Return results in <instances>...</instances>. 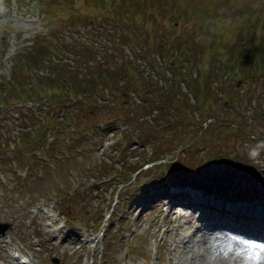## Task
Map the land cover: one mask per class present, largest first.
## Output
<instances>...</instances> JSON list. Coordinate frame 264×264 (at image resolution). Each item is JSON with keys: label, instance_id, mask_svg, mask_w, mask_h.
I'll return each instance as SVG.
<instances>
[{"label": "rangeland", "instance_id": "obj_1", "mask_svg": "<svg viewBox=\"0 0 264 264\" xmlns=\"http://www.w3.org/2000/svg\"><path fill=\"white\" fill-rule=\"evenodd\" d=\"M128 1L130 0H49V5L57 12L53 16L49 15L46 8L40 5L35 6L31 13L21 16L20 13L28 7V0L22 2L6 0L8 5H0V11L5 12L3 19H0V79L2 77L9 78L13 68H21L18 56L33 57L34 52L32 46L29 45L37 40L39 35L53 36L57 34L73 40V43L80 44L79 49L85 47L84 43L93 45L95 48L98 46L97 44L102 43L101 40L108 31L116 28L120 21L127 22L128 19L130 23L136 21V24L140 22L139 25H141L143 9L140 4L145 8V1L131 0L128 6L134 4L137 6L134 15L126 7ZM153 1L155 5L161 6L159 8L163 14L161 21L169 16L167 23L162 28L160 22L158 23V32L167 33L166 29L174 30L171 25L177 21L180 28L175 29L172 49L173 51L179 49L183 51H178L177 54L170 52L162 57V48L166 42L161 45L152 41L150 33L152 26L149 24L141 31H137L139 35L135 41L133 36L130 38L133 39L131 42L138 51L137 55L129 51L131 48L122 40V35H120L122 39L119 44H114V46L123 47L124 52L129 54L128 58L134 59L145 78L153 77V81L156 82L153 86L157 101L166 105L160 110H164L175 119V125H172L167 124L163 117H153L154 121H160L163 125L155 127L151 124L150 127L149 124L147 126L148 132L154 138L152 140L154 148L158 140L165 142V146L153 156H160L166 148L174 147V156L171 161L176 160L178 156H180L179 160H182L186 158L187 151L193 150L196 153L198 150L204 149L206 144L213 147L223 142L227 145L244 144V149H249L253 153L250 157L251 161L263 164V78L253 75L254 71H249L250 54H244L243 58L235 55L246 52L244 45L249 37L255 42H261L262 46L260 47H264V0H241L238 12L241 10V20L244 24L238 29H235L234 26L241 20L237 21L234 13H219L211 17L207 9L202 11L200 7H197L198 17H190L188 20V23L197 28L189 39V42L193 44L190 48L191 51L188 49L189 45L184 46L186 41L181 39L179 34L185 23L169 15L168 11L172 8L167 11L166 7L169 4H163L164 0H159V4L158 0ZM217 1L220 6H224L226 0ZM179 3L181 6L177 9L185 17L189 13L187 10L191 3L183 5V0H180ZM198 3L199 6L213 10L206 0H199ZM29 4L32 5L31 0ZM15 5L18 8H15ZM232 11L237 12V7ZM91 12L97 15L96 19L101 20V24L98 21L93 25L89 24L86 14H91ZM38 13H41L42 16L41 24L37 20ZM208 15L210 18L207 22L215 26L217 37L212 34L207 35L206 32L202 33L200 24L205 21ZM223 19H226L230 25L228 22H223L222 26L219 25ZM151 20L154 21V17L151 16ZM115 31L117 32V30ZM181 37L183 36L181 35ZM68 47V50L60 52V48L54 46L57 52L52 51V59L58 60L59 53L63 56V60L76 62L79 56L70 50L72 43L68 44ZM148 49L155 60L161 64L163 74L155 70L151 64L153 59L150 57L145 59L144 55L148 54ZM91 54L93 53L91 52ZM97 57L100 55L97 54ZM97 61L88 59L86 63H81V67ZM170 63H172L171 66ZM228 68L234 70L230 72V77L226 71ZM93 70H95V74L86 72L85 77L78 73L79 69H75L74 72L78 73V80L81 78L80 75L83 82L92 77V84L98 80L99 86H105L104 77L109 76L108 68L102 67L100 70ZM170 70H174L178 76L188 79L175 78L176 81L179 80V86L177 85L175 88L180 91L179 94L172 91L173 86L166 87L165 79L169 81L168 73H172ZM243 72L250 76L246 78L249 79V82L240 80L239 84L237 76L242 75ZM218 74L222 78L217 79ZM116 75L114 73V77ZM226 75L227 77H225ZM143 76L140 78L142 81H146ZM190 76H192V80H189ZM128 85L129 83L117 81L116 86L121 89L119 93L107 91L106 88L100 89L99 99L101 100L103 94L115 98L117 104L124 102L126 105H132L135 98L139 99V97L134 91H130ZM147 92H145L146 96ZM148 93L152 94V90ZM7 100L9 101L6 102V107L0 109V154L5 155V150L10 148L11 152H8L7 156L11 158L14 151L17 152L18 147L13 136L20 129L19 121H21L20 117L16 119L13 117V112L25 111V121H29L31 117L20 104L23 100L17 93H12ZM188 102L191 103V106L188 105ZM3 112L5 123L1 119ZM92 112L87 107L83 113L92 117ZM207 112L210 114L208 119L204 118ZM218 115L234 119L232 121L235 123H244L245 125H241V131H238L239 129L231 124L232 122L223 121ZM203 118V123H200L199 121ZM220 121H223L221 125L216 124ZM251 124H256L261 129V133L251 132L247 126ZM154 133L156 136L153 135ZM90 140L91 138H88L79 145L83 148L89 145L88 150L76 148L70 157L60 158L59 161L54 159L51 164L48 162L50 165L48 168L41 167V163L30 169L26 167L28 170L23 168L29 175L27 179L21 174V177L18 178L16 170L14 172L13 168L9 167L7 160L0 156V189L6 192V195H0V221L10 222L4 236L12 237L16 246L23 249L34 264H201L203 251L200 249V242H196V240L192 242L194 244L193 248L190 247L192 249L177 244L178 234L181 231L179 225L181 217L176 218L172 215L168 218V212L164 211L163 207L164 201L162 203L160 200L155 201L160 196V193L155 192V189H147L140 195L134 194L135 191H130L125 194V204H123L122 201L120 202L123 195L122 193L118 195L113 183H98V180L96 181L92 177L94 172L89 171V161H92L91 167H99V157L104 156L109 164L111 160L105 155L107 153L103 151V148H91ZM245 140L246 142H244ZM155 151H157L156 148ZM143 153L148 154L142 147L131 148L132 155H129V158L144 157ZM64 155H67L66 151H64ZM1 165L8 166L1 167ZM115 165L121 167L118 162ZM162 175L164 173L162 174L160 171L155 174L157 178L163 177ZM8 179L12 182L11 186L9 182L5 181ZM256 186L259 188V185L256 184ZM75 188L86 191L87 194L76 193ZM248 189L251 190V187ZM131 193L134 198L130 197ZM259 204L264 209V202ZM46 207L56 210L59 216L56 222H53L55 219L53 215L45 216L48 214L45 210ZM59 208L65 212L62 211L63 214L77 222L69 227L70 224L65 220V224L61 226L63 220H60L59 211L61 210ZM113 208L119 210L121 215L116 218V222L109 221L111 225L106 229L109 238L104 243L106 248H101L100 244L82 243L78 239L72 238L79 236L84 229L101 230L108 222L107 219H104L102 224L97 227L94 224L95 220L90 226L85 228L81 226H83L82 223H87L90 217L95 219V216L105 215L103 214L105 211L109 214ZM48 229L55 232L56 239L50 237ZM192 232L195 233V230L192 229ZM69 233H72V237H68ZM199 237L197 236V238ZM0 239L4 240V237L0 236ZM165 240L170 243L165 245ZM1 247L0 243V252Z\"/></svg>", "mask_w": 264, "mask_h": 264}, {"label": "clouds", "instance_id": "obj_2", "mask_svg": "<svg viewBox=\"0 0 264 264\" xmlns=\"http://www.w3.org/2000/svg\"><path fill=\"white\" fill-rule=\"evenodd\" d=\"M201 264H264V241L228 231L210 234Z\"/></svg>", "mask_w": 264, "mask_h": 264}, {"label": "trees", "instance_id": "obj_3", "mask_svg": "<svg viewBox=\"0 0 264 264\" xmlns=\"http://www.w3.org/2000/svg\"><path fill=\"white\" fill-rule=\"evenodd\" d=\"M257 51H258V49L254 48L252 52H249V54L251 56V59L255 58V60L252 63H250V67H252L254 69L256 74L261 73L262 75H264V59H263V56L257 55ZM243 56H244V53H242V54L240 53L239 56H237V57L243 58ZM93 69L94 68H92L90 70V73L95 74V70H93ZM227 71L231 72V71H234V70H232L231 68H228ZM78 73L81 74V71H78ZM78 73L72 74L73 81H72L71 85H69V87H71V86L74 87L73 90H70V89L65 88V87H61V85H58L56 81L53 82V83L55 85L54 87H56L57 90L59 91L58 94L52 93L50 89L49 90L47 89L46 91L42 89L41 92L45 93L48 96L49 100L51 101V103L53 105L52 108L50 109L51 111H54L57 114V111H59V110L55 109V107H58L59 109L62 107V100L60 99V96L68 95V96H70L71 100H78L79 97L82 94L81 90L85 89V90H87L89 92L92 89L91 86H90V84L92 83V80H87L84 83H80V80H78ZM243 75L245 77L249 76V75H246L244 72H243ZM105 79L106 78L104 77V80ZM120 80L118 79V82ZM63 83L66 84L67 82L64 81ZM78 83H79V85H78ZM21 84L26 86V87H28L26 82H21ZM84 85L86 86L85 88H83ZM30 88L33 89L34 92H36V93L40 92L39 89L35 85H30ZM74 92H76L78 94L77 97L74 96ZM79 102L81 103V101H79ZM73 117L74 118H80L79 115L72 116V118ZM47 119L48 120L45 121L43 123V125H39L37 127V130H40L41 128L47 126V124L49 123V117ZM56 123H57V125L53 126V124H52L53 127L50 126V128L52 127V133L54 134L53 141H51L50 144H49L50 146H54L56 144V142H58V139H57L56 136L60 132L64 131L65 130V126L68 125L67 123H65V121H63V119H61L60 121H56ZM79 124L80 123L77 122V125H79ZM86 126H87V124H86ZM26 135H27V138H29V140H31V137L34 136L33 132L31 133V135H30V133H27Z\"/></svg>", "mask_w": 264, "mask_h": 264}, {"label": "bare ground", "instance_id": "obj_4", "mask_svg": "<svg viewBox=\"0 0 264 264\" xmlns=\"http://www.w3.org/2000/svg\"><path fill=\"white\" fill-rule=\"evenodd\" d=\"M200 242V240H199ZM206 242H207V239H203L201 242H200V246L202 247H206Z\"/></svg>", "mask_w": 264, "mask_h": 264}]
</instances>
